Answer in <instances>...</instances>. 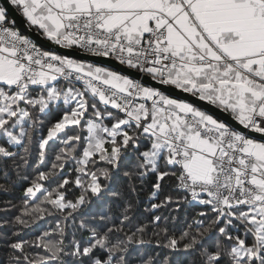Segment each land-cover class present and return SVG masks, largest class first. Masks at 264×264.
Instances as JSON below:
<instances>
[{
    "label": "snow or ice",
    "instance_id": "obj_1",
    "mask_svg": "<svg viewBox=\"0 0 264 264\" xmlns=\"http://www.w3.org/2000/svg\"><path fill=\"white\" fill-rule=\"evenodd\" d=\"M0 181V264H264V0H3Z\"/></svg>",
    "mask_w": 264,
    "mask_h": 264
},
{
    "label": "trees",
    "instance_id": "obj_2",
    "mask_svg": "<svg viewBox=\"0 0 264 264\" xmlns=\"http://www.w3.org/2000/svg\"><path fill=\"white\" fill-rule=\"evenodd\" d=\"M3 181H0L2 183ZM108 184V188L111 191H125V185L127 183L126 178L123 176H116L113 178L111 182H105ZM23 184V182H21ZM111 191H106L103 195V199H97L96 197H92V204L89 205V211L91 213H103L108 211L109 209L115 208V201L111 196ZM23 194L22 188H17L16 190L3 194L0 193V203L6 200H12L14 203H19L18 198ZM78 194V193H77ZM147 195H148V186H145L144 192L139 197V207L137 209V215L141 220H146L148 213L145 212V208L147 207ZM183 216V213H181ZM47 226V225H46ZM181 225H177L180 227Z\"/></svg>",
    "mask_w": 264,
    "mask_h": 264
},
{
    "label": "water",
    "instance_id": "obj_3",
    "mask_svg": "<svg viewBox=\"0 0 264 264\" xmlns=\"http://www.w3.org/2000/svg\"><path fill=\"white\" fill-rule=\"evenodd\" d=\"M3 0H0V3H2ZM16 20H17V26L18 28L20 29V31L26 35H30L31 38L35 41H37L38 44L40 43H43L40 39L39 36H37L35 33H29L27 30H26V25L23 23L22 19L17 15L16 16ZM113 68L119 70V65L118 64H113L112 65Z\"/></svg>",
    "mask_w": 264,
    "mask_h": 264
}]
</instances>
